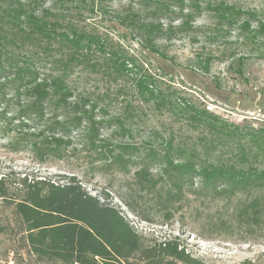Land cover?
Segmentation results:
<instances>
[{"label": "trees", "instance_id": "1", "mask_svg": "<svg viewBox=\"0 0 264 264\" xmlns=\"http://www.w3.org/2000/svg\"><path fill=\"white\" fill-rule=\"evenodd\" d=\"M112 1L0 0V88L10 84L25 96L26 115L59 116L53 125L65 134L57 135L67 137L83 127L86 136L99 141L102 126H114L116 133L131 137L132 129L119 115L98 119L97 111L107 114L99 100L103 96L76 95L71 74L79 65L102 68L116 82L135 74L133 82L142 100L157 109L180 112L200 133L192 143L176 141L175 134L156 133L160 137L156 143L121 142L116 154L102 141L99 154L107 152L119 164L126 163L125 155L135 156L139 185L154 193L168 220L194 195L201 204L235 203L229 217L208 214L204 227L264 231V126L236 124L184 98L179 101L157 85L156 75L142 72L136 58L86 24L88 15L112 12V19L142 45L164 56L159 41L197 30L198 18L207 13L211 19L204 30L207 43L239 30L240 45L246 49L234 61L244 78L242 68L250 55L264 59V12L225 0H126L127 6L113 11ZM98 53L99 60L94 59ZM215 59L208 53L199 63L209 72ZM9 181L7 175L0 177V200L12 206L19 222L12 226L0 219V230L19 236L20 248L10 247L8 252L19 254L20 264L26 257V264H206L179 236L159 239L141 233L108 194L90 193L75 176L62 183L24 176L17 181L22 187L18 196L11 194ZM259 259L239 264H262Z\"/></svg>", "mask_w": 264, "mask_h": 264}, {"label": "rangeland", "instance_id": "2", "mask_svg": "<svg viewBox=\"0 0 264 264\" xmlns=\"http://www.w3.org/2000/svg\"><path fill=\"white\" fill-rule=\"evenodd\" d=\"M225 1L264 12V0ZM109 4L113 11L127 6L126 0H113ZM88 16L90 19L86 24L95 27L120 51L136 58L138 65L143 67L142 72L156 75L157 85L172 92L179 101L184 98L236 124L264 126V59L250 55L242 68L244 78L239 74L234 60L246 49L240 45L239 30H233L215 44L207 43L204 30L211 19L204 13L196 22L197 30L159 41V48L165 53L163 56L151 52L114 21L112 12ZM208 53H213L217 59L206 72L199 60ZM97 55L100 54H95L94 59L99 60ZM128 65L133 68L132 63ZM107 77L102 68L92 70L79 65L71 74L70 82L78 88L76 95L81 92L98 98L103 96L99 100L103 107L106 106L107 114L97 111V118L121 116L132 129V137L118 134L116 127L108 125L100 128L99 141L86 136L83 127L62 137L57 133H65L53 125L59 116L52 113L45 118L33 113L26 115L25 96L16 93L10 84L0 88V177L9 176L11 194H21L22 187L17 181L24 176L29 180L46 178L58 183L75 176L90 193L97 196L108 194L112 204L122 209L134 226L150 238L179 236L189 252L202 258L206 264H239L245 259L259 258L264 264V231L233 226L219 232L211 225L204 227L208 214L214 218L218 215L229 217L235 203L215 201L201 204L194 195H189L191 201L175 209L168 220L167 211L160 208L154 193L139 185L136 172L140 164L135 163V156L125 155L126 163L119 164L114 163L107 152L104 156L99 154V146L104 142H108V148L115 150L116 154L120 152L117 146L121 142L141 146L149 140L156 143L160 140L156 133L161 136L175 134L176 141L190 143L200 133L180 112L157 109L153 103L142 100L133 82L135 74L121 76L117 82ZM152 174L158 175L154 170ZM0 219L2 224L12 226L19 222L12 206L1 200ZM17 239L19 236L9 237L0 230V264H20L19 254L8 252L10 247L20 248ZM37 263L57 264L50 261Z\"/></svg>", "mask_w": 264, "mask_h": 264}]
</instances>
